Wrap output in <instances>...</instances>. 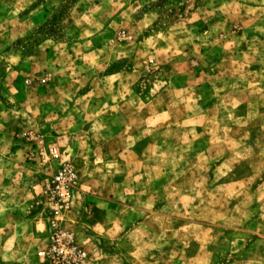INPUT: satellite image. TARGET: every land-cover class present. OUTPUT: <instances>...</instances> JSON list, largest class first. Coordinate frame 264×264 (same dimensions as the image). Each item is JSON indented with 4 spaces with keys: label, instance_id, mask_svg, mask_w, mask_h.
Returning a JSON list of instances; mask_svg holds the SVG:
<instances>
[{
    "label": "rangeland",
    "instance_id": "374dc122",
    "mask_svg": "<svg viewBox=\"0 0 264 264\" xmlns=\"http://www.w3.org/2000/svg\"><path fill=\"white\" fill-rule=\"evenodd\" d=\"M122 66L144 99L163 92L178 129L160 133L129 172L147 184L150 157H159L158 204L176 220L160 218L153 240L147 227L132 231L143 247L125 264H264V0H0V264H53L39 255L50 235L44 190L64 162L77 182L61 217L85 251L80 264L109 251L78 229L81 176L103 167L75 161L74 148L96 141V119L76 113L91 108L88 92L107 94L101 80ZM154 135L138 133L139 146ZM185 189L204 196L166 194ZM180 220L217 226L175 232Z\"/></svg>",
    "mask_w": 264,
    "mask_h": 264
},
{
    "label": "crops",
    "instance_id": "0c3cea01",
    "mask_svg": "<svg viewBox=\"0 0 264 264\" xmlns=\"http://www.w3.org/2000/svg\"><path fill=\"white\" fill-rule=\"evenodd\" d=\"M154 13L153 10L149 11L145 14L143 20L153 18ZM108 49L109 54H114L113 47ZM118 52L117 57L121 58L122 53L121 51ZM88 54H90V51ZM124 70L125 66H122L117 74L105 76L101 83L103 89H107V94L101 96L94 90L91 93L88 92L85 97L90 95L88 103H91V108L84 112L78 110L76 113V117L83 116L86 118L92 116L96 119L93 122V127H90L96 141H86L83 149L74 148L75 161L92 167L98 165L103 167L100 173L92 168L91 171L94 174L81 176V188L78 187L83 200V211L78 222V229L83 231L82 235L86 240L103 242L109 248L108 252L102 251V256L98 257L96 264H114L116 260L125 264L131 257L140 259L139 255L143 245L138 242H130L132 231L147 227L150 230V239L153 240V235L156 236L160 228V218H164L167 222L172 220L171 223L176 220L173 218L174 214L172 213L174 212L172 210L167 209L166 212L164 207L158 204L160 182L157 174L159 172L154 171L155 174H153L152 171L158 170L160 167V169L165 168L164 163L159 161V157H150L152 158L149 162L151 171L144 177L147 184H145L142 174H138V172L129 173L131 171L136 172L138 166L146 162L144 160L145 151L151 152V149L157 146L160 133L178 130L174 127L176 124L173 121L174 112L170 111L166 104L163 105L165 99L162 91L148 99H144L142 93H139L135 87L133 88L135 79L129 82L128 77L122 78ZM131 73L135 78L137 70H133ZM127 83L130 89L125 93ZM174 84L176 88L171 89V91L179 94L180 90L178 89H180L181 83L176 80L171 87ZM171 101H174V99L172 98ZM131 105H134V108L130 107ZM140 122L144 123L141 124ZM161 128H164V130L160 131ZM141 131H153L155 133L154 136H151L153 143L148 141L147 144L145 143L143 147H140L141 138L137 135ZM160 141L159 143H162V145L172 144L173 146L176 145L175 147H180L179 143L173 139L167 140V138H164ZM126 149H128L127 152ZM122 150L123 152H120ZM166 165L170 166L167 163ZM115 166L119 167L117 169L119 173H116V169L111 170L110 167ZM165 171L167 172V170ZM149 182L150 185H148ZM130 183L133 184L130 185ZM185 190L181 194L167 193V191L166 194L168 197L174 198H191L195 194L200 197L204 196L200 191ZM201 208L200 205L197 207L198 210ZM192 224H198L202 229H205V226L211 229L217 226L206 221L180 220L173 228L175 232H179L187 227L190 228ZM257 234L261 236L260 233ZM213 240L215 239H211L208 244L213 243ZM155 243L152 241L154 248L156 247ZM202 245L201 247H203ZM203 252L204 249L200 250V253ZM150 253L151 260H157L158 256H153L155 252L151 250ZM210 256L209 260L212 261V253ZM262 260L250 257L240 262L258 264Z\"/></svg>",
    "mask_w": 264,
    "mask_h": 264
},
{
    "label": "built area",
    "instance_id": "2783aa9c",
    "mask_svg": "<svg viewBox=\"0 0 264 264\" xmlns=\"http://www.w3.org/2000/svg\"><path fill=\"white\" fill-rule=\"evenodd\" d=\"M45 81L42 79V82ZM51 154L55 158L61 156L55 147L51 149ZM76 182L77 172L70 163L64 162L44 190L50 235L49 242L40 249L39 255L53 264H80L85 257V251L77 244L74 232L61 217L72 209Z\"/></svg>",
    "mask_w": 264,
    "mask_h": 264
}]
</instances>
